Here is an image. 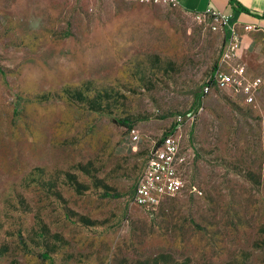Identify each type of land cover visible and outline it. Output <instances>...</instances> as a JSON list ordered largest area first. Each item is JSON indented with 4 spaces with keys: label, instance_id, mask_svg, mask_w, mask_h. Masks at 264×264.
Listing matches in <instances>:
<instances>
[{
    "label": "rangeland",
    "instance_id": "rangeland-1",
    "mask_svg": "<svg viewBox=\"0 0 264 264\" xmlns=\"http://www.w3.org/2000/svg\"><path fill=\"white\" fill-rule=\"evenodd\" d=\"M222 42L169 4L0 0V264H264V35L243 41L251 103H200ZM177 117L200 193L143 211L131 188Z\"/></svg>",
    "mask_w": 264,
    "mask_h": 264
},
{
    "label": "built area",
    "instance_id": "built-area-1",
    "mask_svg": "<svg viewBox=\"0 0 264 264\" xmlns=\"http://www.w3.org/2000/svg\"><path fill=\"white\" fill-rule=\"evenodd\" d=\"M81 1V0H79ZM140 4H169L176 6V0H136ZM190 16L206 28L222 33L220 60L214 71L206 77L201 86L202 98L213 88H232L251 103L254 93L260 85L259 77H250L242 63L243 36L235 23L230 22V14L206 7L201 11H191ZM245 32L256 31L254 24H243ZM201 110V104L195 112L186 118L192 121ZM264 125V114L262 115ZM137 130L129 127L122 141L131 149L139 141ZM183 118L177 117L171 129L152 141L146 151L141 171L139 172L130 194L131 204L146 212L153 211L165 199L186 191L198 195L200 192L195 182H190V170L194 166L193 152L187 141L183 143Z\"/></svg>",
    "mask_w": 264,
    "mask_h": 264
},
{
    "label": "crops",
    "instance_id": "crops-1",
    "mask_svg": "<svg viewBox=\"0 0 264 264\" xmlns=\"http://www.w3.org/2000/svg\"><path fill=\"white\" fill-rule=\"evenodd\" d=\"M227 1V7L222 5L219 0H176V7L185 13H190L191 11H201L206 7H212L218 11H222L224 8H229L230 11V22L237 25L239 32L243 36L244 41L248 37V32L242 29L243 24H254L258 27L256 31H250L252 33L262 32L264 35V14L260 11L250 8L247 0H239L238 3L243 6L247 11H242L237 9L235 5H232ZM225 9V10H227Z\"/></svg>",
    "mask_w": 264,
    "mask_h": 264
},
{
    "label": "trees",
    "instance_id": "trees-1",
    "mask_svg": "<svg viewBox=\"0 0 264 264\" xmlns=\"http://www.w3.org/2000/svg\"><path fill=\"white\" fill-rule=\"evenodd\" d=\"M229 1V3L230 4H232V5H235V7L237 8V9H240V10H242V11H247V9H245L243 6H241L239 3H238V1H236V0H228ZM216 67H214L213 68V70H212V72L214 71V69H215ZM0 72H1V69H0ZM143 162H144V160H143ZM142 166H143V163H142ZM141 169H142V167H141ZM141 169H140V171H141ZM139 171V172H140ZM139 174V173H138ZM138 176V175H137ZM137 178V177H136ZM136 178H135V180H136ZM134 183H135V181H134ZM134 183H133V185H134ZM133 187V186H132ZM131 190H132V188H131ZM131 194V193H130Z\"/></svg>",
    "mask_w": 264,
    "mask_h": 264
}]
</instances>
